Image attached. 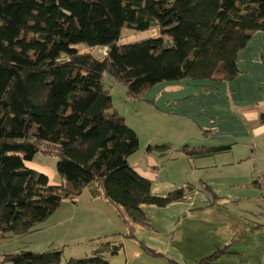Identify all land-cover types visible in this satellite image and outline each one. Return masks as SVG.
<instances>
[{
	"label": "trees",
	"instance_id": "16d2710c",
	"mask_svg": "<svg viewBox=\"0 0 264 264\" xmlns=\"http://www.w3.org/2000/svg\"><path fill=\"white\" fill-rule=\"evenodd\" d=\"M151 29L159 35L120 43L125 30ZM257 31H264V0H0V232L28 233L92 185L117 208L131 238L132 223L147 222L143 204L183 200V189L154 195L151 180L129 163L139 136L112 109L108 81L134 99L163 82L232 81L240 73V53ZM80 44L107 53L80 51ZM228 149L183 151L202 157ZM37 153L57 157L61 184L26 166ZM121 248L104 242L92 256L66 264H108L105 254ZM63 253L64 247L21 250L4 254L2 263L58 264Z\"/></svg>",
	"mask_w": 264,
	"mask_h": 264
},
{
	"label": "crops",
	"instance_id": "0c3cea01",
	"mask_svg": "<svg viewBox=\"0 0 264 264\" xmlns=\"http://www.w3.org/2000/svg\"><path fill=\"white\" fill-rule=\"evenodd\" d=\"M238 67L232 81L161 84L153 87L158 90L154 95L151 88L139 98L161 120L148 146L167 148L144 147L141 161L136 158L143 149L140 141L129 163L151 180L154 195L183 189V200L165 207L143 204L147 222L132 223L131 238L117 208L92 185L75 201L67 199L72 206H60L28 233L0 232V264H12L2 263L4 254L63 247L69 255L58 264H66L89 256L84 254L104 242L122 243L115 255L105 254L108 264H153L150 258L200 264L224 247L226 253L202 264H264V199H259L258 184L264 175V31H257L241 51ZM186 146L230 149L190 157L183 151ZM144 245L162 256L148 253Z\"/></svg>",
	"mask_w": 264,
	"mask_h": 264
},
{
	"label": "rangeland",
	"instance_id": "374dc122",
	"mask_svg": "<svg viewBox=\"0 0 264 264\" xmlns=\"http://www.w3.org/2000/svg\"><path fill=\"white\" fill-rule=\"evenodd\" d=\"M158 35H159V32L157 29H151V30L146 31V32H136V31H132V30H125L123 32V38L120 40V43L136 42L138 40H142V39H145L147 37H156ZM164 38L166 41H169L168 36H164ZM77 48L80 51H90L91 50L85 44H80L77 46ZM91 51L100 57L104 53V48H93ZM184 81L189 82L188 83L189 86L191 83H195V82H204L205 83V81H209L210 84L216 83L215 81H210V80L187 79ZM175 82H179V81H175ZM175 82H163V83H160L156 86L157 87L162 86L161 84L168 85L170 83H175ZM165 85H163V86H165ZM157 87H156V89H154V88L152 89L153 91L150 93V96L154 95V93L158 91ZM158 89H161V87H159ZM111 95H112V109L117 110L119 113L124 115L127 119V122L131 123L134 126L135 130L137 131V133L139 135L143 149L141 148L140 151H138L139 153H137L136 158H140L142 161L143 158L141 156V154H142L141 152H142V150H144V147H147L149 145V142H148L149 137H150V135H152L154 133V130L156 129L158 124L161 123V120L159 121L158 114L155 113L154 109H152V107L148 103H146L142 99H134V98L129 97V95L127 94V91L125 90V88L123 86L114 85L113 89L111 91ZM132 162L134 163L135 160L133 159ZM133 163H132V165H133ZM25 164L27 167H29L31 169H35L37 171H40V172L46 174L49 177L50 183H52V184H61L63 182V180L61 179V177L57 173V168H56L57 167V157L56 156L47 155L44 153H37L33 159L26 160ZM64 202H66V203H64ZM61 206H72V205H71L69 200L67 201V199H65ZM251 206H255V203L252 202ZM89 247H90L89 245H86V247L78 248L76 250L83 251ZM87 253L88 254H84V255H89V256L93 255L92 252H87ZM67 255H69L68 252H65L63 254V260H65ZM89 256H87V257H89ZM149 260L153 264H154V262H160L162 264H165V262L163 260H160V259H151L150 258Z\"/></svg>",
	"mask_w": 264,
	"mask_h": 264
},
{
	"label": "built area",
	"instance_id": "2783aa9c",
	"mask_svg": "<svg viewBox=\"0 0 264 264\" xmlns=\"http://www.w3.org/2000/svg\"><path fill=\"white\" fill-rule=\"evenodd\" d=\"M106 53H107V48H104V54ZM258 184L260 189L259 199H264V175L259 178Z\"/></svg>",
	"mask_w": 264,
	"mask_h": 264
}]
</instances>
